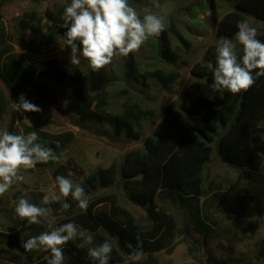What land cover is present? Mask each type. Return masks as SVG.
<instances>
[{"label": "trees", "instance_id": "obj_1", "mask_svg": "<svg viewBox=\"0 0 264 264\" xmlns=\"http://www.w3.org/2000/svg\"><path fill=\"white\" fill-rule=\"evenodd\" d=\"M8 1L0 0V131L24 135L35 131L37 142L53 149L57 159L25 171L37 178L48 175L56 182V177L65 176L79 183L89 205L81 210L71 196L62 197L71 207L61 210L60 203L51 205L52 214L60 215L53 226L51 215L29 225L15 213L21 192L16 191L7 202L16 200L9 208L11 224L4 226L9 230L0 232L3 264H48L50 250L26 252L22 244L69 222L90 234L93 242L77 237L62 246L64 264H98L88 256V249L105 241L112 245L109 264H158L155 253L171 254L181 243L189 246L190 253H208L207 264L263 260L264 236L246 245L249 226L234 221L264 219V76L255 77L259 70H253L255 83L247 91H216L208 64L216 66L221 38L231 39L238 60L242 57L243 46L235 40L240 22L254 27L256 39L264 43V0H205L211 37L196 56L191 55L196 32L181 31L166 20V29L148 39L152 58L138 59L135 52L117 56L119 76L133 84L120 89L113 86L115 79L100 81L103 68L87 70L80 62L72 69L70 59L59 56L71 52L63 27L71 0H30L31 10L18 16L16 23L27 37L23 45L14 41L5 24ZM135 1L128 3L134 8ZM57 44L62 51L55 49ZM183 75L188 82L168 94ZM141 89L166 97L150 100ZM60 91L71 101L75 124L90 122L92 129L99 125L100 131L107 126L101 133L118 153L107 168L86 176L75 161L66 160L65 154L78 139L72 124L54 131L33 117L39 112L11 108L24 94L48 116L46 109L59 107ZM157 107L160 115L150 124L154 129L145 131V121L154 117ZM216 166L225 168L224 174L213 177ZM69 172L74 175L69 177ZM219 178L224 184L217 182ZM42 198L32 197L29 202L39 206ZM131 204L144 214L138 216ZM236 233L242 237H235ZM138 240L143 242L142 257L147 256L142 262L128 259L127 245L135 247ZM241 246L247 249L238 250Z\"/></svg>", "mask_w": 264, "mask_h": 264}, {"label": "clouds", "instance_id": "obj_2", "mask_svg": "<svg viewBox=\"0 0 264 264\" xmlns=\"http://www.w3.org/2000/svg\"><path fill=\"white\" fill-rule=\"evenodd\" d=\"M155 2V0H154ZM159 7V4H156ZM64 25L67 29L64 37L69 46L70 62L80 64V56L85 58L93 70L110 64L115 56H128L136 52L153 36H159L167 27L163 17L145 9L141 18L131 7L128 0H71L65 8ZM235 40L243 46V55L238 60L236 45L231 39L221 38L217 45L216 66L211 63L208 68L213 72L214 90L226 89L232 93L247 91L254 83L255 77L264 76V43L256 39L257 30L247 21L238 23ZM78 42V43H77ZM11 108L16 112H40L41 109L25 99L21 94L18 102H12ZM39 137L35 131L24 134H13L7 130L0 131V196H3L14 182L23 181L21 169H32L37 164L48 163L57 159L53 149L37 142ZM57 147L59 143L57 142ZM74 173L69 172L68 176ZM59 195L52 193L44 195L41 205L30 203L26 198H20L15 207V213L29 225L40 224L41 217L52 214L54 203L61 204V210H67L71 205L62 202L63 198L71 196L81 210H86L89 197L79 183H74L65 176L56 177ZM82 238L92 244L93 237L86 231L78 230L74 223H66L51 231L27 239L22 247L26 252L44 249L51 252L48 264H64L62 246L69 241ZM130 249L128 259L138 261L143 252V242L136 246L128 244ZM112 245L105 241L99 246L88 249V256L98 264H109Z\"/></svg>", "mask_w": 264, "mask_h": 264}, {"label": "rangeland", "instance_id": "obj_3", "mask_svg": "<svg viewBox=\"0 0 264 264\" xmlns=\"http://www.w3.org/2000/svg\"><path fill=\"white\" fill-rule=\"evenodd\" d=\"M222 3V1H219ZM159 4V7L156 6V4ZM178 3V4H176ZM206 5L205 0H137L134 3V9L137 11L138 15L143 18L145 14V9L150 10L151 12L161 16L164 18V20H170L174 23L175 26H177L179 29H191L194 32H196V35L192 38V51L191 55L196 56L197 53L202 50L204 44L206 43L205 40H210V34L208 33V30L211 29V26L209 25L208 20V11L203 8V6ZM31 1L30 0H15V1H8L4 7V13H5V24H7L8 28L10 29V33L14 35V41L19 43L20 45L24 44V41L27 37H24L18 27H16L17 23V17L23 14V12L31 10ZM185 34V33H184ZM195 34V33H194ZM191 39V38H190ZM189 39V40H190ZM55 49H58L59 51H62L61 45L57 44L54 46ZM177 47V43L174 44V48ZM19 51H22L19 49ZM23 53L25 50L22 51ZM39 54V52H37ZM135 57L140 59L144 58H152V50L150 48V41H146L138 51L134 53ZM35 56V55H34ZM59 56L62 59L69 60L70 56L66 52L59 53ZM141 56V57H140ZM44 57V56H41ZM31 58V57H30ZM34 58V57H33ZM36 58V56H35ZM34 58V59H35ZM80 62L83 63L84 68H87V70L92 69L89 65V62L83 58L80 57ZM72 69H75L77 65H71ZM82 67V66H81ZM115 71V72H113ZM120 71V65L119 61L117 59V56H115L110 64L103 67L101 70L103 74V78L100 79V81H103L102 83L107 82L110 79H115L113 82V86H115L117 89H120L123 85L133 86L131 82H127L124 79V77L121 78L119 76ZM115 74V75H112ZM184 73V71L182 72ZM188 82V77L183 75V78L181 79V83L177 85L175 88H171L172 91L168 92V94L175 93L180 86L185 85ZM141 92L147 93V97L150 100H159L161 101V98H165L166 95L160 96L159 93L156 92V90H143L141 89ZM60 103L59 107L54 110H45L46 112H49L48 116L41 114L44 113L41 111L39 114L36 115L33 114V117L35 119H39L41 125H46L52 128L54 131H58L61 128L65 127L67 124H72L74 128H76L78 139L73 144L65 154L66 160L71 159L72 161H75L78 166L85 172V175H89L90 173L98 170L99 168H107L110 163L112 162V159L118 156V153L115 149H112V147L109 145V139L105 138L102 135V131L107 128L106 125L100 127L99 125H96L95 128L92 129V125L90 122H81L78 124H75L72 118L73 115V109H71V101L67 96V93H63L60 91ZM166 94V93H165ZM160 106V105H159ZM159 108L157 107L154 117L149 118L145 121L144 124V130L146 131L149 127L150 129H154V125L152 123V126L150 125L153 120H155V117L160 115L159 114ZM51 115V116H50ZM54 116V117H53ZM30 117V116H29ZM30 119V118H29ZM10 122V116H7L5 118V126L7 127ZM18 126V123H16V127ZM20 127V126H19ZM214 152V156H215ZM65 160V159H64ZM213 164H217V161L212 160ZM223 169L220 166H216L214 170L213 177L219 176L217 174L223 173ZM21 174L24 176L23 181H17L13 183L14 189H9L3 196H0V232H8L9 229H5L4 226H8L10 223L11 216L10 215V207L15 206L16 200L10 201L8 200L11 197H14V194L16 191L20 192V198H26L30 201V199L36 198L39 199L41 196L44 195H50L52 193H55L56 195H59V189L57 183L48 175L41 176L40 178H37L35 174L29 173L25 171V169H21ZM224 174V173H223ZM232 178V176L230 175ZM75 183V181H73ZM217 182L223 183V179L219 178ZM224 184V183H223ZM37 186V189H36ZM17 199V203L19 201ZM131 207L138 212V216L144 214V211L137 207L134 204H131ZM59 214L54 213L51 214L50 224L53 226L56 221L59 219ZM230 223H232L231 220H229ZM235 223L239 224L240 226H249V232L247 233L246 239L248 240L246 242V245H248L249 241H256L264 236V219H248L244 221H234ZM232 236V234H229ZM242 237L240 233H236L235 237ZM245 246V244L243 245ZM243 249L246 250L245 247H239L238 250ZM207 254H196V253H190L189 246L181 243L179 244L175 250L171 254H167L165 252L155 253L154 257L157 259L158 264H207ZM147 258V256H143L139 262L144 261ZM200 259H202L204 262H201ZM243 264H264L263 260H256L255 258L249 259L245 262H242ZM0 264H3V261L0 259Z\"/></svg>", "mask_w": 264, "mask_h": 264}]
</instances>
